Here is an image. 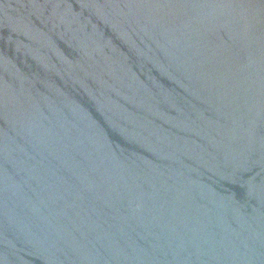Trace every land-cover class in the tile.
<instances>
[{
	"label": "water",
	"instance_id": "obj_1",
	"mask_svg": "<svg viewBox=\"0 0 264 264\" xmlns=\"http://www.w3.org/2000/svg\"><path fill=\"white\" fill-rule=\"evenodd\" d=\"M0 264H264V0H0Z\"/></svg>",
	"mask_w": 264,
	"mask_h": 264
}]
</instances>
